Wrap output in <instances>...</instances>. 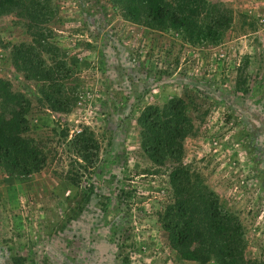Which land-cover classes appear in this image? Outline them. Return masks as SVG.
Segmentation results:
<instances>
[{
	"label": "rangeland",
	"instance_id": "1",
	"mask_svg": "<svg viewBox=\"0 0 264 264\" xmlns=\"http://www.w3.org/2000/svg\"><path fill=\"white\" fill-rule=\"evenodd\" d=\"M2 1L0 78L31 103L33 136L48 138L57 122L71 138L89 128L100 157L97 177L79 186L62 175L66 153L64 166L57 157L27 176L0 168V264H201L183 258L164 222L175 199L196 205L203 187L242 222L246 258L264 264V0H166L178 22L183 7L200 9L182 29L132 22L130 0ZM218 22L219 40L204 43L200 27ZM17 56L55 67L53 87L27 80ZM44 92L70 99L71 112L51 111ZM179 98L190 103L191 135L176 196L180 166L152 161L139 120Z\"/></svg>",
	"mask_w": 264,
	"mask_h": 264
},
{
	"label": "trees",
	"instance_id": "2",
	"mask_svg": "<svg viewBox=\"0 0 264 264\" xmlns=\"http://www.w3.org/2000/svg\"><path fill=\"white\" fill-rule=\"evenodd\" d=\"M20 0H3L2 8H10ZM201 1L195 3L201 6ZM131 10L129 19L135 23H144L148 27L161 29H179L187 27V18L192 14L201 15L197 10L182 8L188 13L179 22L177 9L166 0H130ZM186 21V22H185ZM218 24L200 27L204 43L217 42ZM187 29V28H186ZM40 45L43 49L49 46L46 38L41 37ZM42 49V50H43ZM31 56H17V68L27 75L30 81L43 82L50 89L56 82L58 73L55 67L45 66L42 60L38 66ZM37 66V67H36ZM243 82H240L242 84ZM43 101L54 112H71V101L68 98L58 99L46 94ZM190 103L183 98L170 102L168 112L155 114L143 112L139 120L145 132L144 137L149 141L151 159L155 163L174 161L180 167L173 172L171 187L175 195H180L185 177L182 165L183 142L191 135L189 124ZM31 103L25 96L13 91L12 85L0 78V168L12 175H31L38 173L53 165L59 157V165L63 163L62 154L70 158L69 170L64 171V179L75 186L81 185V179L89 174L97 177L99 169L100 143L96 135L89 128L81 129L73 138L68 126L60 122L48 128V138L34 137L28 115ZM71 138V139H70ZM67 148V149H66ZM58 163V162H57ZM91 172V173H90ZM92 188L96 182H92ZM176 191H180L177 192ZM207 187L200 191V198L196 205L192 199L180 201L175 199L173 206L165 215L164 227L171 236L172 245L181 253L185 260L197 261L207 264L216 261L218 264H256L246 258V233L242 222L234 213L220 204V198L209 192ZM119 202L130 206L132 196L121 190L117 195ZM13 264H20L14 258Z\"/></svg>",
	"mask_w": 264,
	"mask_h": 264
}]
</instances>
